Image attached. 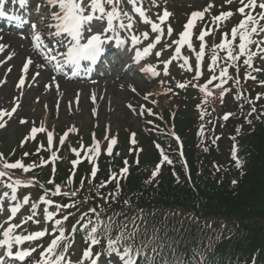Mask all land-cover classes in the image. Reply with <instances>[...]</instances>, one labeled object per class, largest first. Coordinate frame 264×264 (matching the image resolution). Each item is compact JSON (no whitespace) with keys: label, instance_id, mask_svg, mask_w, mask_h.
<instances>
[{"label":"snow or ice","instance_id":"6c2138e0","mask_svg":"<svg viewBox=\"0 0 264 264\" xmlns=\"http://www.w3.org/2000/svg\"><path fill=\"white\" fill-rule=\"evenodd\" d=\"M150 2L152 7H159L157 0H150ZM234 2L235 0H222V3L217 5L210 0L203 9L193 11L189 14L183 30L177 34V39L172 40L171 43L165 41L163 47L156 50L157 45L161 43L165 34L171 37L174 32L171 24L167 23L172 13L166 7L161 13H156V18L153 20L148 16V9L144 7L143 0H42V3L36 4V11L37 21L43 27H38V23L31 24V46L44 60L43 64H37L36 67L43 68L51 64L56 71H62L63 66L68 65L75 72L80 69L82 61L94 64L101 57L105 46L110 41L115 40L118 45H123L126 40H130L134 47L143 41H150L143 48L135 47V53L132 57L134 62L139 63L154 52L159 64L163 65V74L168 76L170 75L169 65L173 61H182V63H179V67L187 72H193L194 75L191 80L177 82L176 87L180 89H185L188 86L197 88L203 93L202 102L205 104L209 102V98L215 97V90H219L218 99L223 103L225 95L231 91L232 86H240L241 77L239 73L242 66H246L243 77L245 81L257 80V77L252 73H264V67L254 66V58L259 57L261 60H264V35H262L264 34V23H262L264 22V0H239L240 6L235 9V12L229 9L228 11H221L218 15L211 14V10L214 7H223L224 5H231ZM6 3L7 0H0V17L9 20H21V17L9 15L5 11L4 6ZM12 3H19L20 7L24 8L28 0H12ZM125 3L131 5V12L125 10L123 7ZM42 9L48 10L47 18L44 17ZM206 13L210 17V23H206L198 34L194 33L193 29L196 27V22L204 21ZM237 13L242 17L239 19V22L234 24L230 31L220 32L221 26ZM136 17H139L141 23L150 25L151 32L155 34L154 39L150 40L148 31L141 32L139 35L136 34L134 31L137 22ZM94 27L98 30L94 31ZM45 31H47V36L55 41L54 46L46 43ZM217 32H220V41L219 43L213 42L209 48L206 37L214 36ZM121 33H127V36L122 37ZM193 36L199 42L198 51L193 44ZM253 45L255 46V50L252 48ZM173 46H175L174 51L167 59H159L165 51L173 48ZM185 46H187L190 52L195 54V66L190 63L189 56L183 55L181 50ZM6 47L7 45L0 43V52H3ZM60 49H66V51H60ZM206 49H208L207 53ZM206 55L209 56L207 69L210 75L201 84L199 81L204 75L202 69ZM8 59H11V55ZM0 63H3V61H0ZM31 64H33V59L29 56L23 64L22 71L25 74H27ZM229 69H234L235 75L231 74ZM141 71L147 72L152 76L160 75V72L157 71V65L154 64H148L142 67ZM35 75L38 76L39 72ZM33 79H35V76ZM52 80L55 83V77ZM229 81H232V84H229ZM258 83L264 86V80H260ZM24 84L25 76L22 75L17 83V88H22ZM225 85H228V87H225ZM56 86L59 89V85L57 84ZM45 87H51V85H46ZM171 90V88L168 89V91ZM151 95L153 93H148L144 99L147 100ZM262 96H264V93H257L253 100L246 97L243 91L236 93V99H243L252 105L251 110L245 116L247 123H252L249 117L257 111L255 101L260 100ZM152 103H155V101H152ZM18 106V104H14L11 110L0 109V129L7 126L5 117L11 119L13 114L16 113ZM129 107L131 108V105ZM147 111L151 114V109H147ZM233 115L234 113L227 112L222 118L227 121ZM260 116H264V111H261L256 119H259ZM19 122L21 124L27 123L23 118ZM71 130L75 131V129ZM40 132L47 134L48 150L51 151L53 133L48 131L43 124L40 127H31L29 134L21 141L20 146L23 147L29 139H35L36 134ZM236 132L239 134L240 128H237ZM66 135L67 133L60 138L61 145H63ZM134 137L135 134L133 133L131 139L132 144L136 143ZM105 139L108 140V137L106 136ZM215 139H219V137ZM215 139L213 143H215ZM232 139L234 141L232 157L236 161V167L239 168L241 161L236 155L238 150L237 144L235 143L236 138L232 137ZM116 142L115 138L109 140L107 145V154L109 156L112 155L113 145ZM40 147L43 148L44 145L41 144ZM156 147L159 148L160 146L156 145ZM81 149H83V145H81ZM39 150L37 149V151ZM71 151L77 157H80V150L73 148ZM88 151L93 153L91 156H88L86 153V157L89 162L93 163L90 175L92 180H94L98 172V166L94 163V159L100 154V145L95 138H93V145ZM23 155L27 157L29 153L25 152ZM161 156L162 161L172 162L162 150ZM58 158L57 153L52 151L50 161L53 165V176L56 171L55 161ZM47 163H49V160L44 159H41L39 164L35 162L25 164L23 160H16L10 163L4 157L3 153H0V186L8 189V191L0 192V215H3L5 212L6 200L8 202L7 212L9 213L5 220L0 221V250H2L0 264H9V262H12V264H73L69 256V249L75 242V236L78 231L84 233V242L87 247L84 248L76 264H100L102 257L106 259L107 264H138L141 258L148 260V264H151V260L145 251L150 242L146 243L141 241L137 245L136 235L138 226L135 225V221H132L133 227L131 231L128 230V224L116 225L111 216L105 219L101 215L103 211L102 205L91 207L87 212L80 213L75 223L71 225L70 230L65 227V222L75 215L69 209L79 211L77 206L80 201L72 198L76 197L81 191L85 181L88 180L87 177L81 179L80 188L65 192L61 191V185L56 184L54 179L50 178L48 184H51L53 187L51 189H45L44 185L40 184L39 186L44 194L38 200H32L30 193L25 195L22 200L19 199L17 196L18 189L22 187H34L38 181H35L34 178L29 180L14 179L9 170L20 169L27 173ZM71 163L73 168H75L80 163V160L76 159L71 161ZM124 165L120 169L119 177H124L128 173L127 160L124 161ZM160 167V164L156 166L151 178L146 181L147 183H150L159 174ZM217 171H219V168H217ZM73 177L74 172L67 178L66 184L68 186L73 184ZM112 181L116 182V191L109 192L105 196L100 192V189L105 188ZM88 182L91 183V180H88ZM232 183L235 184L236 181ZM93 187L96 190V196L104 200L105 203H108L110 199L115 200L120 188L118 174L112 173L108 180L102 181L99 185H93ZM49 192H51L52 196L62 195L69 197L70 201L67 203H57L48 198ZM87 199L85 198V203ZM125 203H128V201H125ZM26 205H30L28 208L30 214L23 216L19 223H13L17 214ZM41 205H44L43 220L45 224L51 222V231H49L48 227H43L36 231L28 232L24 226L29 221L36 225L41 224L38 218ZM51 206H54V211L49 210ZM97 208H100V211H97ZM114 228L116 234L113 236ZM18 229L20 231H17ZM46 236L52 237L47 247H44L42 243H35L41 241ZM101 241H104L103 247L99 251L94 252V249L101 244ZM26 242L28 246L24 247ZM152 251L156 253L157 249L153 247ZM113 257L116 260H113Z\"/></svg>","mask_w":264,"mask_h":264},{"label":"trees","instance_id":"16d2710c","mask_svg":"<svg viewBox=\"0 0 264 264\" xmlns=\"http://www.w3.org/2000/svg\"><path fill=\"white\" fill-rule=\"evenodd\" d=\"M238 128L237 140L241 149L249 154L244 171L231 168L225 175L218 174L221 182L213 179L207 166L202 167L200 174L199 160L194 159L191 145L186 144L190 164L188 177L180 170L173 175L165 166L147 183L149 167L144 166L139 172L135 169L122 180L117 199L111 200L110 206L102 205L101 214L106 219L111 216L116 225L128 224L129 231L134 220L138 226L136 243L150 242L145 251L155 264H195L194 252L211 262H215L216 253L231 258L248 257L257 252L264 255V230L251 227L247 235L239 228L255 224L258 219L264 220V125L257 123L252 131L245 125ZM107 173L104 171L102 177L105 178ZM230 176L241 179L233 190L228 186ZM93 185L86 181L83 186L87 196L96 195ZM184 201L192 206L186 214L180 210ZM219 221L220 224L234 222L238 227L230 233L221 232L222 235L211 237L209 224ZM115 234L114 228L113 236ZM153 247L157 249L156 253H153ZM140 261L141 264L148 263L144 258Z\"/></svg>","mask_w":264,"mask_h":264},{"label":"rangeland","instance_id":"374dc122","mask_svg":"<svg viewBox=\"0 0 264 264\" xmlns=\"http://www.w3.org/2000/svg\"><path fill=\"white\" fill-rule=\"evenodd\" d=\"M178 3L177 5H185L189 1L188 0H177ZM215 4L220 5L222 3V0H215ZM205 5V4H204ZM204 5H195V7L201 9L202 6ZM239 7L238 3L231 4V5H224L223 7H215V8H230L233 9L235 12V9ZM239 14L237 13L235 16H233L228 22L233 21L235 22L239 18ZM209 40H212V43H219L220 39L214 40L212 36L208 37ZM21 49V46L19 47ZM223 55V54H222ZM16 64V62H15ZM244 69H241V72L244 74ZM244 77V75L242 76ZM74 83V82H73ZM215 83V82H214ZM75 84V83H74ZM138 84V83H137ZM241 84L243 86H247L250 83H243L241 81ZM76 85V84H75ZM136 85V84H134ZM71 88H75L77 91L78 95L76 97H72L69 100L68 104H59V109L56 112V115L54 116L53 114L49 116L48 118V111L51 112L52 108H55L57 105L53 107V97L52 95V100L48 99L47 102H32L31 104H28L26 107L29 109L28 110V115L27 112H25V108L22 109L23 115L27 116H32L36 118L38 121L37 125L43 124L45 127H47L50 131L52 129H57V128H64V124L71 123L72 125H77V135L81 136L83 140L85 141L86 144H89L87 137L88 135L92 134L90 129H96L94 132L97 134H101L102 131V126L103 125H108L112 126V136L114 138H118L121 141H126V136H127V130L129 131H134L135 133H138L140 135L142 129V123L139 118V116L135 115L134 113L132 114L127 107L124 105V101L126 100V97H124V90L121 88L119 85L112 84V80L108 82V86L105 89L101 83L92 86L91 83H86L84 86L79 85H70ZM142 89L139 86H136V88ZM240 86H236L235 88L232 89L231 93L227 96L225 104H231L232 106L235 105L236 99V93L240 91ZM87 88V89H86ZM86 89V90H85ZM90 92V93H87ZM140 91H146L148 93H155L156 89L152 87H144ZM7 93V89L5 93H0V101L1 96L4 98L5 94ZM75 93V92H74ZM78 97V99H77ZM94 97V99H93ZM209 102L211 103V107L209 110H213V104L215 105L216 101H212V98H209ZM164 100L159 101L156 105H152L153 110L155 111L154 113H159L161 112L165 113V116L167 118L172 114L175 110H178V106H173L172 104H169L167 106H164ZM220 103H218L219 105ZM51 109V110H50ZM208 110V111H209ZM66 111V112H65ZM197 115V112L192 109L190 112V115L188 113L183 114L185 117L187 116H192L194 114ZM210 116V114H209ZM223 114H218L216 115L217 119V124L215 126V130L213 131L214 136H218L221 139L222 143L219 146V149L222 151L224 150L223 147V140H225L226 135H224V132L226 129L231 124V121L234 119L235 116H233L229 122V119L227 121L223 120ZM176 122L179 123L180 119L177 117H174ZM212 120V119H211ZM27 126H24L23 129L18 132V134H21L24 131H27ZM92 126H95L92 128ZM144 127L146 128H154L155 125L151 122H147L144 124ZM185 127L182 126V129ZM15 129H20V127L16 126L14 122L10 123L9 128L5 131L0 132V152L1 150L8 152L9 150H12V147L16 146L18 141H22L21 137H16V134H14L13 130ZM191 130V128H190ZM185 132V131H184ZM183 132V133H184ZM186 133V132H185ZM190 134V132H188ZM224 135V137H223ZM7 136V137H6ZM143 138V137H142ZM102 140L100 139V142ZM109 142V138L107 140ZM57 143H59V140L57 138ZM143 144V143H142ZM103 148L106 147V144L102 146ZM101 148V149H103ZM144 148L146 149V152L148 156H150L153 152V148L151 145L148 143H144ZM126 150H122V154H125ZM104 154V152L102 153ZM214 156V155H213ZM146 157H143L140 155V159H144ZM214 158L219 161V162H224V154H216Z\"/></svg>","mask_w":264,"mask_h":264}]
</instances>
